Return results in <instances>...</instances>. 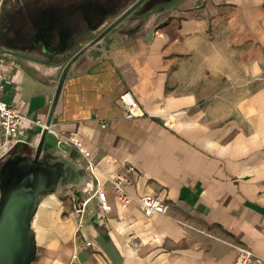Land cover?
<instances>
[{
	"label": "crops",
	"instance_id": "0c3cea01",
	"mask_svg": "<svg viewBox=\"0 0 264 264\" xmlns=\"http://www.w3.org/2000/svg\"><path fill=\"white\" fill-rule=\"evenodd\" d=\"M88 2L0 0L3 100L75 135L87 152L24 124L26 152L44 134L41 155L75 161L81 177L73 190L40 196L32 264H232L233 243L264 264V0H144L95 29L71 12ZM27 8L36 20L54 11L84 28L50 37L41 28L31 40L37 29H21ZM44 44L66 52L45 55ZM124 91L144 116H125ZM130 165L135 201L122 207L108 178ZM97 182L112 207L106 215ZM146 194L168 211L145 215L136 201ZM74 197H92L80 229Z\"/></svg>",
	"mask_w": 264,
	"mask_h": 264
},
{
	"label": "water",
	"instance_id": "95a60500",
	"mask_svg": "<svg viewBox=\"0 0 264 264\" xmlns=\"http://www.w3.org/2000/svg\"><path fill=\"white\" fill-rule=\"evenodd\" d=\"M143 0H136L111 23L113 27ZM42 53H64L44 44ZM44 134L34 153L27 144L18 142L8 157L0 160V264H32L37 246L32 228L40 196L54 193L65 185L81 180L75 161L63 156H42Z\"/></svg>",
	"mask_w": 264,
	"mask_h": 264
},
{
	"label": "built area",
	"instance_id": "2783aa9c",
	"mask_svg": "<svg viewBox=\"0 0 264 264\" xmlns=\"http://www.w3.org/2000/svg\"><path fill=\"white\" fill-rule=\"evenodd\" d=\"M5 63L6 57L3 52H0V160H3L10 155L16 143H27V132L24 128V124H27L30 128L39 127L41 133L48 132L54 134L57 139V145L64 143L74 146L79 153L86 157L87 152L78 137L75 135L64 137L56 129L54 124L47 121L30 119L22 114L15 106L3 100V88L9 78L4 70ZM119 99L127 118L144 116L145 113L143 108L130 91L122 92ZM102 127H105V124H102ZM88 164L91 166L90 162ZM134 170L135 167L130 165L126 168L125 172L115 173L108 178V182L112 187L115 197L122 207H127L135 201L126 189V185L129 182L127 173ZM96 180L98 179L96 178ZM93 196L97 199L98 208L101 213L106 215L112 207L107 200L105 191L98 182ZM91 198L92 197L81 199L76 197L72 198L71 209L76 216L78 229H80L84 224L86 212L88 210V203ZM136 202H138L141 210L147 216H151L153 214H164L168 211V206L153 195H143L139 197ZM232 246L235 251L232 264H250L253 260L260 261V259H258L253 251L247 246L241 243H233Z\"/></svg>",
	"mask_w": 264,
	"mask_h": 264
},
{
	"label": "flooded vegetation",
	"instance_id": "af4514ba",
	"mask_svg": "<svg viewBox=\"0 0 264 264\" xmlns=\"http://www.w3.org/2000/svg\"><path fill=\"white\" fill-rule=\"evenodd\" d=\"M121 1L122 0H101L100 3H98V1L94 3L90 0V2H88L87 4L83 5L80 3L79 5H76L72 8L71 12L73 14L75 11H79L80 13L87 14L89 20L86 22V26H88V28L95 29L101 26L108 17L116 15ZM28 10L29 9L27 8L28 18H23L21 29H37L36 34L32 35L31 40H35L39 35H41V33L39 32L41 28L44 32V36L46 37L54 35V32L58 30H67L70 28L73 30H77L78 32H82L84 28L83 25H81V22H79V20L72 19L68 24L65 18H63L62 16L58 17L54 15V11H51L52 14H49V18L47 20L44 17H41L40 20H36L32 15H30V12ZM45 12L47 13L48 11L45 10ZM71 12L69 11L67 14L64 13L63 16H67ZM107 28L108 26L105 27L104 30ZM9 43H12L11 40H9Z\"/></svg>",
	"mask_w": 264,
	"mask_h": 264
},
{
	"label": "rangeland",
	"instance_id": "374dc122",
	"mask_svg": "<svg viewBox=\"0 0 264 264\" xmlns=\"http://www.w3.org/2000/svg\"><path fill=\"white\" fill-rule=\"evenodd\" d=\"M126 0H122L121 1V6H122V4H123V2H125ZM127 7H129V4L127 3ZM126 7V8H127ZM125 9H122V7H120L119 8V10L117 11V14L115 15V16H113L112 18H111V20H110V23L118 16V15H120V13H122L123 11H124ZM107 23H109V21L107 22ZM105 24L106 26L108 25V24ZM106 26H104V27H106ZM103 27V28H104ZM72 56V55H71ZM62 188H64L63 189V193H66L67 191H69V190H73V187H71V186H69V185H67V186H65V187H62Z\"/></svg>",
	"mask_w": 264,
	"mask_h": 264
}]
</instances>
